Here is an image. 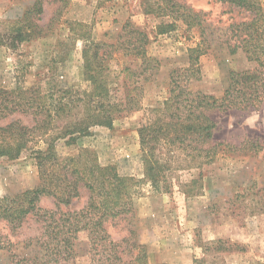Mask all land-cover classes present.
I'll return each instance as SVG.
<instances>
[{"label": "rangeland", "instance_id": "1", "mask_svg": "<svg viewBox=\"0 0 264 264\" xmlns=\"http://www.w3.org/2000/svg\"><path fill=\"white\" fill-rule=\"evenodd\" d=\"M36 1L0 0V89H39L46 101L63 96L68 101L80 100L70 114L74 119L98 114L89 109L86 100L130 102L125 111H113L111 127L92 126L89 136L78 138L74 144L61 141L57 150L60 156H77L82 150H90L100 165L115 166L121 176L143 178L140 130L157 117L156 110L169 98L172 72L190 69V49L202 40L201 32L172 14L147 13L146 8L158 0H41L42 13L30 18V23L41 30L35 33L24 17ZM180 2L202 14L210 42L206 54L199 58V73L190 80L183 78V85L221 98L230 70L251 67L241 51L231 55L225 43L231 35L228 27L249 21L248 14L219 0ZM132 27L147 35L148 56L158 60V69L142 72L141 60L120 46L135 37ZM96 44L104 45L101 53H110L104 59V76L99 77L92 61ZM102 81L110 90L109 95L99 98L96 85ZM60 89L70 93L61 95ZM209 115L217 123L218 142L239 145L245 139H264V104L259 110H215ZM14 120L28 127L35 125L31 114L16 113L0 121V126ZM65 124V120L58 121L55 132ZM48 139H34L17 160L0 159V198L40 184L32 152L46 150ZM167 184L170 190L157 194L147 193L145 186L142 192L146 193L134 201L138 240L146 249L148 262L264 264V159L220 154L213 164L171 171ZM88 199V191L81 188L80 197L69 210L84 208ZM39 205L57 210L52 197H42ZM61 209L66 210L64 205ZM44 224L29 216L13 231L0 221V264L89 263L86 242L77 246L75 261L46 262L45 250L38 243ZM111 229L115 237L122 238L127 225L123 222ZM218 241L224 249H219Z\"/></svg>", "mask_w": 264, "mask_h": 264}, {"label": "trees", "instance_id": "2", "mask_svg": "<svg viewBox=\"0 0 264 264\" xmlns=\"http://www.w3.org/2000/svg\"><path fill=\"white\" fill-rule=\"evenodd\" d=\"M219 1L248 14L249 21L228 27L231 35L225 43L231 55L241 51L251 65L244 70H230L228 86L221 98L191 91L183 85V78L190 80L199 73V58L210 48L202 14L186 7L180 0H158L146 8L147 13H169L181 18L189 28L197 27L202 40L196 48L190 49V69L172 72L170 96L156 110L157 117L140 130L144 166L141 179L121 176L115 166L100 165L90 150H82L77 156H60L57 150L61 141L74 144L78 138L89 136L92 126L111 127L113 111H125L130 102L105 104L86 100L89 109L98 114L74 119L75 116L70 114L80 100L68 101L63 96L46 101L40 97L39 89H0V121L20 113L31 114L35 122L34 127L22 125L19 120L0 126V159L17 160L34 139L49 138L46 150L34 149L32 152L39 168L40 184L23 193L0 198V221H5L13 231L23 226L29 216L45 223L38 243L45 250L46 262L75 261L77 246L86 242L91 255L87 264H151L145 247L138 240L135 225L134 201L146 193L142 192L145 186L150 194L168 192L167 180L171 171L213 164L220 154L240 153L264 159V139H245L239 145L218 142L215 138L217 123L209 115L215 110H259L264 104V2ZM42 11V1L37 0L34 9L24 17L35 33L41 30L30 23V18ZM126 28L127 25L124 31ZM131 30L135 37L123 41L120 46L127 54L141 60L142 72L151 67L158 69V60L148 56L147 35L136 27ZM103 46L96 44L92 53L93 64L98 67L94 73L98 77L104 76V59L110 56V53H101ZM96 90V96L104 98L110 89L102 81L96 85ZM59 93L69 94L70 91L60 89ZM60 120H65L66 124L60 132H55ZM81 188L89 193L87 205L80 210H69L72 202L80 197ZM45 196L55 200L56 211L39 205ZM61 205L66 210L61 209ZM123 222L127 225L126 234L117 238L111 228ZM217 245L224 249L222 241ZM194 264H202V261Z\"/></svg>", "mask_w": 264, "mask_h": 264}, {"label": "clouds", "instance_id": "3", "mask_svg": "<svg viewBox=\"0 0 264 264\" xmlns=\"http://www.w3.org/2000/svg\"><path fill=\"white\" fill-rule=\"evenodd\" d=\"M8 15H12L11 13H8Z\"/></svg>", "mask_w": 264, "mask_h": 264}]
</instances>
